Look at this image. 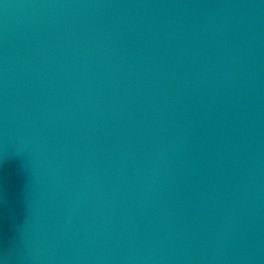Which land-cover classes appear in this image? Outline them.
<instances>
[{
  "label": "water",
  "instance_id": "water-1",
  "mask_svg": "<svg viewBox=\"0 0 264 264\" xmlns=\"http://www.w3.org/2000/svg\"><path fill=\"white\" fill-rule=\"evenodd\" d=\"M0 264H264V0H0Z\"/></svg>",
  "mask_w": 264,
  "mask_h": 264
}]
</instances>
